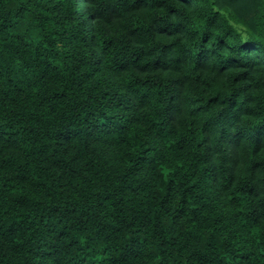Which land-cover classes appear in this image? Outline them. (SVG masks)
Masks as SVG:
<instances>
[{"label":"trees","instance_id":"1","mask_svg":"<svg viewBox=\"0 0 264 264\" xmlns=\"http://www.w3.org/2000/svg\"><path fill=\"white\" fill-rule=\"evenodd\" d=\"M0 264H264V0H0Z\"/></svg>","mask_w":264,"mask_h":264}]
</instances>
